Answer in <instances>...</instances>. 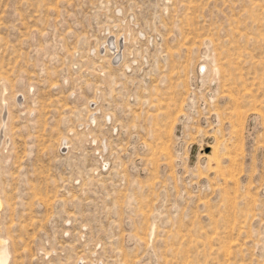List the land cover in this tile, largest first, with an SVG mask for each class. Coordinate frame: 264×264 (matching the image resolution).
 <instances>
[{"label":"rangeland","instance_id":"374dc122","mask_svg":"<svg viewBox=\"0 0 264 264\" xmlns=\"http://www.w3.org/2000/svg\"><path fill=\"white\" fill-rule=\"evenodd\" d=\"M0 235L6 264H264V0H0Z\"/></svg>","mask_w":264,"mask_h":264},{"label":"bare ground","instance_id":"6f19581e","mask_svg":"<svg viewBox=\"0 0 264 264\" xmlns=\"http://www.w3.org/2000/svg\"><path fill=\"white\" fill-rule=\"evenodd\" d=\"M115 36V35H114ZM115 38V37H114ZM117 38V37H116ZM124 39V38H123ZM112 41V40H111ZM117 40H115L116 42ZM124 41V40H123ZM114 42V41H113ZM118 43V42H117ZM118 45V44H117ZM116 45V46H117ZM114 46V45H113ZM112 46V47H113ZM107 47V46H106ZM118 47V46H117ZM116 47V48H117ZM123 51V48H122ZM121 51V53H122ZM117 52V51H116ZM124 53V52H123ZM123 53L121 55H123ZM114 54V53H113ZM115 55V54H114ZM113 55V56H114ZM119 55V54H118ZM209 69V66L207 63H204L202 65V68L200 69V71L198 72L199 77L201 78ZM208 75V74H207ZM203 79V77H202ZM63 142V141H62ZM106 164V163H105ZM105 166V165H104ZM8 259V246L6 245L5 239L1 237L0 235V264H6V260Z\"/></svg>","mask_w":264,"mask_h":264},{"label":"water","instance_id":"95a60500","mask_svg":"<svg viewBox=\"0 0 264 264\" xmlns=\"http://www.w3.org/2000/svg\"><path fill=\"white\" fill-rule=\"evenodd\" d=\"M198 68L201 69L202 68V64H200Z\"/></svg>","mask_w":264,"mask_h":264}]
</instances>
